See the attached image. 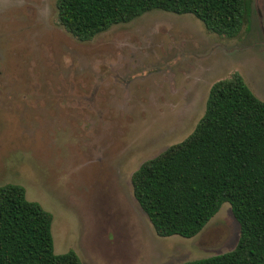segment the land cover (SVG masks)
I'll return each instance as SVG.
<instances>
[{
  "label": "rangeland",
  "instance_id": "1",
  "mask_svg": "<svg viewBox=\"0 0 264 264\" xmlns=\"http://www.w3.org/2000/svg\"><path fill=\"white\" fill-rule=\"evenodd\" d=\"M237 72L264 101V0L225 37L152 9L78 41L55 0H0V185L51 214L53 253L81 264H179L230 250L223 202L192 237L158 236L130 174L186 137L210 85Z\"/></svg>",
  "mask_w": 264,
  "mask_h": 264
},
{
  "label": "trees",
  "instance_id": "2",
  "mask_svg": "<svg viewBox=\"0 0 264 264\" xmlns=\"http://www.w3.org/2000/svg\"><path fill=\"white\" fill-rule=\"evenodd\" d=\"M159 9L190 13L205 29L235 36L249 0H55L57 24L78 41ZM131 192L158 236L192 237L223 202L238 224L234 246L179 264H264V101L237 72L214 81L191 132L130 174ZM51 214L17 183L0 185V264H81L55 254Z\"/></svg>",
  "mask_w": 264,
  "mask_h": 264
}]
</instances>
